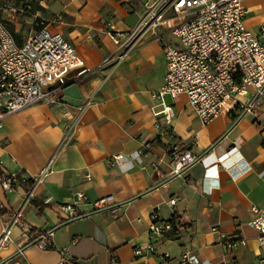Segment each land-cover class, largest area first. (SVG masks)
Listing matches in <instances>:
<instances>
[{
  "label": "crops",
  "instance_id": "obj_1",
  "mask_svg": "<svg viewBox=\"0 0 264 264\" xmlns=\"http://www.w3.org/2000/svg\"><path fill=\"white\" fill-rule=\"evenodd\" d=\"M245 4L246 26L264 41V0ZM34 5V16L62 33L92 72L64 86L56 103H37L4 118L0 174L16 172L31 180L51 158L53 165L23 206L22 223L12 226V241L0 259L21 249L19 258L31 264H56L64 254L82 264H181L182 254L191 251L199 264H258L264 245L250 221L253 205L264 208V102L241 119L234 111L204 124L187 95H166L173 113L167 123L152 96L167 70L152 35L115 68H99L118 50L110 31L128 32L137 24L140 0H34ZM186 150L200 159L174 174V156ZM116 155L123 157L119 163ZM30 187L0 185V233ZM107 195L114 201L100 208ZM68 204L76 205L78 216L69 218L62 209ZM152 213L163 220L179 217L180 228L155 238L154 251L136 255V247L151 240ZM24 226L30 235L53 229V246H29ZM213 226L245 238L247 245L228 253Z\"/></svg>",
  "mask_w": 264,
  "mask_h": 264
},
{
  "label": "built area",
  "instance_id": "obj_2",
  "mask_svg": "<svg viewBox=\"0 0 264 264\" xmlns=\"http://www.w3.org/2000/svg\"><path fill=\"white\" fill-rule=\"evenodd\" d=\"M20 2L19 7L8 4L6 8L35 14L31 0ZM140 2V18L130 31H110L118 50L107 56L99 68H115L131 50L152 35L162 46L167 67L164 84L152 96L163 106L156 113L164 114L167 123H171L173 113L171 106L165 103L166 95L173 98L187 95L189 104L204 124L234 111L237 113L236 119H241L264 102V41L246 26L250 10L245 0ZM34 25L35 32L20 44L7 23L0 18V128L9 114L44 101L56 103L64 86L92 72L76 47L62 33L51 30L35 16ZM90 103L91 99L80 106L78 114ZM156 126L159 127V124ZM149 147L150 144L146 143L145 148ZM121 158L122 155L114 156V162L119 163ZM199 159L191 150L176 154L173 173H182ZM52 165L53 158L31 180L16 172L0 174V185L5 190L26 188L29 183L31 186L12 216L11 223L2 226L0 252L12 241V226L22 223L23 206L32 202L36 185L43 181ZM113 201L114 196L107 195L99 201L98 206L106 208ZM170 202L175 205L178 198H172ZM75 206H62L69 213V218L78 216ZM252 211L254 216L250 224L259 232V242L264 245V208L253 205ZM151 219V240L145 246L136 247V255H141L145 248L154 251L155 238L165 237L168 232L177 231L181 225L177 216L163 220L157 213H152ZM24 228L23 235L29 241V246L35 245L41 249L53 246V229L30 235L31 228ZM212 230L219 234L228 253L247 245L245 238L230 237L218 226H213ZM21 253L20 249L11 257L0 259V264H31L19 258ZM168 256L166 254L165 258ZM180 263L199 264V259L191 251H185ZM56 264L82 263L64 254ZM258 264H264V256L259 257Z\"/></svg>",
  "mask_w": 264,
  "mask_h": 264
},
{
  "label": "rangeland",
  "instance_id": "obj_3",
  "mask_svg": "<svg viewBox=\"0 0 264 264\" xmlns=\"http://www.w3.org/2000/svg\"><path fill=\"white\" fill-rule=\"evenodd\" d=\"M17 6L21 5L20 0H0V18H2L8 25L12 26L21 35V40H25L28 36L33 34L36 30L34 25V15L24 11L7 9V5Z\"/></svg>",
  "mask_w": 264,
  "mask_h": 264
},
{
  "label": "trees",
  "instance_id": "obj_4",
  "mask_svg": "<svg viewBox=\"0 0 264 264\" xmlns=\"http://www.w3.org/2000/svg\"><path fill=\"white\" fill-rule=\"evenodd\" d=\"M32 1V5H33V9L35 10V8H37L36 5H34V0ZM10 31L12 32L13 36L15 37V39L18 41V43H22L23 41L21 40V35L20 33H18L12 26L9 27Z\"/></svg>",
  "mask_w": 264,
  "mask_h": 264
}]
</instances>
